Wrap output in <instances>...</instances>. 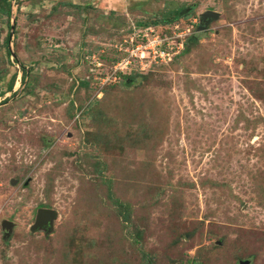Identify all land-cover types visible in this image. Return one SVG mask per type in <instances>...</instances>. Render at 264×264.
<instances>
[{
  "label": "rangeland",
  "instance_id": "obj_1",
  "mask_svg": "<svg viewBox=\"0 0 264 264\" xmlns=\"http://www.w3.org/2000/svg\"><path fill=\"white\" fill-rule=\"evenodd\" d=\"M8 1L0 264H264V0Z\"/></svg>",
  "mask_w": 264,
  "mask_h": 264
},
{
  "label": "water",
  "instance_id": "obj_2",
  "mask_svg": "<svg viewBox=\"0 0 264 264\" xmlns=\"http://www.w3.org/2000/svg\"><path fill=\"white\" fill-rule=\"evenodd\" d=\"M220 14L214 11H207L201 15V24L202 27L204 24H208L213 18L218 19ZM58 219V212L51 208H40L37 211L36 219L34 224L31 226L32 232H37L39 230H45L47 232H51L54 230V221ZM16 223L10 220H3L2 228L8 232L7 235L15 227ZM239 264H250L249 260H242Z\"/></svg>",
  "mask_w": 264,
  "mask_h": 264
},
{
  "label": "trees",
  "instance_id": "obj_3",
  "mask_svg": "<svg viewBox=\"0 0 264 264\" xmlns=\"http://www.w3.org/2000/svg\"><path fill=\"white\" fill-rule=\"evenodd\" d=\"M3 1V3H4V5H5V12L7 13V15L8 16H10L11 15V2L10 1H8V0H2ZM173 13V15L170 13V16H169V18H166L167 16H164L163 17V19L161 20V21H156V22H154L152 25H154V26H156V25H159L160 23H163L164 25H167V24H169V23H171V22H173V21H175V20H177V19H179L180 18V14L183 12V8L182 9H178V10H175V11H172ZM138 27H140L141 25L142 26H144V29H146V28H149L150 26H147V25H149L148 23H144V22H138ZM151 25V26H152ZM151 28V27H150ZM133 30V32L135 31V30H137L138 28H137V26H134L133 28H132ZM9 41V38H7V42ZM9 44V43H8ZM8 54L9 55H11V52L10 51H8ZM120 60V59H119ZM133 75H130V76H128V78H130V77H132ZM134 77V76H133ZM14 82H15V77H13V79H12V81H11V83H10V85H9V88H10V91H12L13 90V86H14Z\"/></svg>",
  "mask_w": 264,
  "mask_h": 264
},
{
  "label": "built area",
  "instance_id": "obj_4",
  "mask_svg": "<svg viewBox=\"0 0 264 264\" xmlns=\"http://www.w3.org/2000/svg\"><path fill=\"white\" fill-rule=\"evenodd\" d=\"M150 29V28H149ZM159 39V40H158ZM157 40H154V41H158V45H156L155 46V48H154V46H152L153 45V42L154 41H152V40H149V42H147L145 45H143V46H141L140 44H138L137 46H136V48L138 49V50H141L142 48H147L148 46H152L153 47V49H154V51H153V53H155V55H157L158 54V56L157 57H163V56H170V53L167 51V49L165 48V45L163 46L162 44L164 43V40L163 39H161L160 37L158 38ZM138 43V42H137ZM132 44H134V42L132 41ZM160 53V54H159ZM133 59H135V57H134V55L132 54V53H129V55L126 57V58H121L119 61H118V63L117 64H123L125 61V63H128V64H131L132 63V61L131 60H133ZM117 73V72H116ZM109 78V77H108Z\"/></svg>",
  "mask_w": 264,
  "mask_h": 264
},
{
  "label": "flooded vegetation",
  "instance_id": "obj_5",
  "mask_svg": "<svg viewBox=\"0 0 264 264\" xmlns=\"http://www.w3.org/2000/svg\"><path fill=\"white\" fill-rule=\"evenodd\" d=\"M205 26V24L203 25V27Z\"/></svg>",
  "mask_w": 264,
  "mask_h": 264
}]
</instances>
